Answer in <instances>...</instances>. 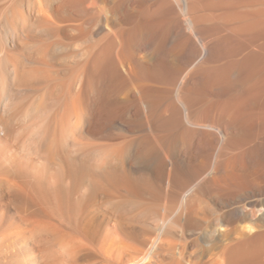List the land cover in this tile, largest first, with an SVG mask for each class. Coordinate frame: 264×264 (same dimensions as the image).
Returning a JSON list of instances; mask_svg holds the SVG:
<instances>
[{"label":"bare ground","instance_id":"1","mask_svg":"<svg viewBox=\"0 0 264 264\" xmlns=\"http://www.w3.org/2000/svg\"><path fill=\"white\" fill-rule=\"evenodd\" d=\"M0 39V264H264V0H0Z\"/></svg>","mask_w":264,"mask_h":264},{"label":"rangeland","instance_id":"2","mask_svg":"<svg viewBox=\"0 0 264 264\" xmlns=\"http://www.w3.org/2000/svg\"><path fill=\"white\" fill-rule=\"evenodd\" d=\"M3 40L0 39V45H1V42ZM201 206V205H200ZM203 206V205H202ZM208 216L211 214V213H207ZM232 227H234L235 229H232V237H236L237 235V232L239 231L240 227L239 224H235L233 225ZM171 232H169V235L168 237L166 238V240H168V249L170 251H177L176 249L178 247H182V246H185L186 250L188 253H191L195 250L198 249L199 247V243H201V238H199L200 234L197 233V234H190L188 231H182L181 229H173L171 228ZM222 230V228H220ZM146 230V229H145ZM144 232V230H142ZM150 231V230H149ZM149 231H146V232H142V235L146 238H148L147 236H153L152 234H150L151 232ZM175 231V232H174ZM182 232V233H181ZM181 233V234H180ZM234 234V235H233ZM149 237V238H151ZM176 239H175V238ZM153 238V237H152ZM196 238V239H195ZM198 238V239H197ZM182 241V242H180ZM181 243V245H180ZM195 249V250H194Z\"/></svg>","mask_w":264,"mask_h":264}]
</instances>
